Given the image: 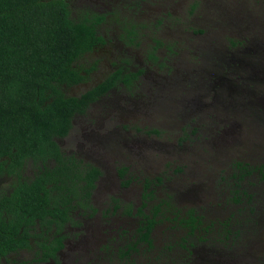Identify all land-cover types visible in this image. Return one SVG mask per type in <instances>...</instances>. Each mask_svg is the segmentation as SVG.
<instances>
[{"label": "rangeland", "instance_id": "obj_1", "mask_svg": "<svg viewBox=\"0 0 264 264\" xmlns=\"http://www.w3.org/2000/svg\"><path fill=\"white\" fill-rule=\"evenodd\" d=\"M70 4L74 17L86 10L107 15L100 26L106 43L78 60L83 68L92 69L88 83L65 87L66 94L78 96L127 63L129 71L141 74L134 91L138 96L129 107H142L144 114L131 124L150 127L152 151L134 171L165 177L148 198L143 215L153 213L168 192L176 195L174 203L159 213L151 245L139 243L125 259L105 258L103 263L185 264L180 243L187 236L197 242L199 251L192 264H264V87L259 92L252 88L256 86L252 81H264V0H70ZM133 26L136 37L130 41L126 30ZM169 48L180 51L171 54ZM152 51L159 60H148ZM191 62L199 65L196 82L186 73ZM156 73L168 74L170 81L162 89L153 85L147 94ZM208 81L213 82V91L197 99L196 87ZM122 87L76 118L63 139L65 150L82 158L91 131L124 132L123 119L107 116L114 101L119 103L116 108L131 103ZM171 146L173 152L162 156ZM141 182L129 186L124 201L140 199ZM234 196H241L240 202ZM189 211L200 219L192 234L178 220L189 218ZM120 213L112 217L113 224ZM99 218L101 214H95ZM226 220L232 221L228 236L222 223ZM85 261L89 262L87 256L73 264Z\"/></svg>", "mask_w": 264, "mask_h": 264}, {"label": "trees", "instance_id": "obj_2", "mask_svg": "<svg viewBox=\"0 0 264 264\" xmlns=\"http://www.w3.org/2000/svg\"><path fill=\"white\" fill-rule=\"evenodd\" d=\"M103 21L104 15L93 10L74 17L70 0H0V175L19 172L30 158L39 165L34 180L16 182L11 193L0 195L1 252L30 245L28 236L58 237L65 223L74 220L75 210L93 205L98 167L84 166L66 154L58 139L67 136L75 114L84 113L123 75L113 72L79 96L65 92L91 72L78 67L77 61L103 40L99 34ZM135 27L126 30L131 41ZM240 199L235 196L234 201ZM160 211L161 206H155L154 218L139 230L149 245ZM189 215L181 223L192 234L200 220L194 211ZM52 223L58 226L57 233H45L44 227L49 231ZM225 224L231 226L232 221ZM36 225L40 233L32 232ZM128 246L136 248L135 243Z\"/></svg>", "mask_w": 264, "mask_h": 264}, {"label": "flooded vegetation", "instance_id": "obj_3", "mask_svg": "<svg viewBox=\"0 0 264 264\" xmlns=\"http://www.w3.org/2000/svg\"><path fill=\"white\" fill-rule=\"evenodd\" d=\"M97 12L100 15H104V21L107 19V15H105L104 12ZM104 21L100 24V26L104 23ZM99 34L102 36L100 27ZM105 43L106 41L103 37V40L96 44L93 47V50L99 49L100 46L104 45ZM231 44L236 45L237 43L231 41ZM169 50L171 54H177L178 51H180V49L176 50V48H169ZM88 52L90 51L85 52L82 57L88 54ZM154 52L155 51L149 53L148 60H159L157 54H152ZM209 58L211 57H208L207 60H209ZM120 61L122 62L123 60L121 59ZM191 63L192 65L189 68L186 65V68L190 70L186 73L191 75V77H188L189 80L196 82L197 79L195 80V78L197 77V68L199 65L194 67L195 62ZM127 65L117 68L115 67L114 71H110L104 76L103 79L95 82L91 86H88L82 92L84 93L85 91L98 85L113 72L121 71V73L123 74L120 78L117 79L115 85L111 86L105 93L100 95L96 100L92 101L84 113L75 114L72 121L73 126L71 128L72 130L78 116L81 117L87 115L94 104L101 101L102 99L110 97L118 87L123 86L122 88L127 91V93H124V98L126 99V101H130L131 103H125L126 105H122V107L116 108L119 103H115L114 101L112 107L107 110L108 112H110L107 114V116L109 117L113 115V117L115 118L118 117V119L116 120L123 119L122 123L120 124V131L124 130V132H118L116 129L112 132L109 131L108 133L101 135L98 134L97 131H91L87 135L88 143L83 145L82 153L84 154V158H81L76 154L65 150L63 147V145H66L63 143V139L71 133V130L69 131L67 136L58 139L61 150L66 154L73 156L78 161H81L84 166H86L87 164H93L98 167L99 174L95 181V187L92 190L90 201L93 205L87 207H79L77 210H75L74 220L65 223L58 237H55V235H32L27 237L30 245L24 247L18 246L15 249H11L5 252L0 251V264H73L76 262V260L81 259L83 256H87L89 262L92 264H113L103 263V260L105 258L110 259L111 257L117 256L120 257V259H125V257L129 255V253L137 249V245L139 243L145 242L142 239L139 230L140 228L145 227L149 224L150 219H147L154 218V214L150 212L148 214L149 217H147L146 215H143L141 213L139 214V211L140 209L145 210L148 207V198L152 196L151 193L155 191V186H159L158 183H160L161 181L163 182L165 177L161 174L157 175L155 178L146 175L143 176L141 174L138 175V173L134 171V168L138 163L148 161L150 159L152 145L150 141H148L147 137L152 132V130L150 131V127L147 125L143 128V126L140 127L138 125L131 124L132 121H136L139 116H142L144 114L142 111H140V109L142 110V107H129L138 96V94L135 95L134 91L136 90V88H138L137 86L141 84L142 75L139 73L136 74V72L129 71ZM77 66L82 67L81 65H79L78 61ZM168 69L170 70L171 67L168 66ZM167 72L169 73V71ZM83 73L86 74V72L84 71ZM90 73L87 75L85 80L69 87L87 85ZM167 75L168 74L156 73V77L151 78L154 83L152 85H149L151 86V88L148 87L147 94H149V91L152 90L153 85L159 84L160 89H162L165 83L170 81L169 79H167ZM178 82L179 81H175L174 84ZM193 82H191L192 85H194ZM252 82L256 84V86L252 87L255 88V91L259 92L263 90L262 87H264V81L259 82V84H257L255 81ZM211 84H213V82H202L196 87L199 88L194 93L198 96L197 99H200V96H205L206 93L213 91V85ZM176 89H179V86L176 88L174 85V90ZM82 93H80L79 95H81ZM148 97L145 96L146 99H148ZM198 110H200V108H198ZM263 117L257 116V119H261ZM100 118L102 119V115H100ZM142 137L145 139H140ZM172 152L173 150L171 146V151L164 150L162 156H168ZM108 163H110L109 167L106 165ZM5 168L6 170L9 168V163L5 164ZM38 171L39 165L30 158L26 160L23 167L19 169V172L17 171L14 174H10L9 172L2 173L0 175V195L4 196L11 193L13 191V185L16 182H30L31 180H34L37 176ZM181 171L182 170H179L178 172L180 173ZM137 180L143 181V183L141 182V184L144 188V192L138 193V197H140V199L138 198L135 201L131 200L130 202L124 201V198L127 195L126 193H128L130 190L129 186ZM248 193L249 192H245L244 195H247ZM249 195L251 194L249 193ZM175 196L176 195L172 196V194L168 192L167 197H163V199L158 202V205L161 206V211L162 209L164 210L167 209L168 206H171V203H174V201L176 200ZM233 199L235 200V196L233 197ZM138 202H140V205L137 204ZM92 208L96 210L94 211ZM128 208H132V210L128 212ZM119 212H121L120 217L119 219H117V223L113 224L115 219H112V217H114V215ZM97 213L101 214V218L95 219V214ZM195 214L197 213L195 212ZM159 216H157L156 219L159 218ZM197 217L199 218L198 215ZM176 219L177 218L175 217L173 220L176 221ZM178 220L181 222L184 221V219H180V216H178ZM226 221L222 222L223 225H227L225 224ZM130 223L131 225H129ZM52 224L53 228L49 231H47V227H44V230L46 231L45 233H57L59 229L58 226L55 223ZM36 226L37 229L32 232L40 233L42 229L39 225ZM229 229L230 226L227 225L226 231H228ZM153 230L151 231V235H153ZM226 231V236L231 235ZM188 235L191 234L188 233ZM190 239L187 236L181 238V240H183L182 244L180 243L181 252L182 255L185 256V264H192L194 256L196 257L195 254H199V251L195 249V244L197 242L191 241ZM59 241L62 242V246H60ZM121 242H124V244L126 245L121 247ZM134 243L136 248H131L130 250H128V245ZM57 246L58 249H56ZM128 251L129 253H127ZM202 251L203 250H201V252ZM123 253H125L124 256ZM202 255L208 256L209 254L207 255L205 253ZM201 258L203 259V257ZM111 260L113 259L111 258ZM206 260L207 258L205 259V261ZM89 262L87 261L86 264H89ZM194 264L196 263L194 262Z\"/></svg>", "mask_w": 264, "mask_h": 264}]
</instances>
